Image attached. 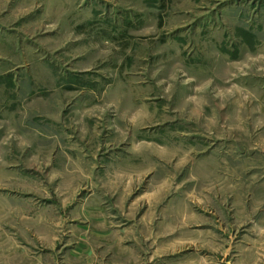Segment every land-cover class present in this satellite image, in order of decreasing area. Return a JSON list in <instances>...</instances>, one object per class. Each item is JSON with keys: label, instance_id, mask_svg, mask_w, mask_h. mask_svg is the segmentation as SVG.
I'll return each mask as SVG.
<instances>
[{"label": "rangeland", "instance_id": "obj_1", "mask_svg": "<svg viewBox=\"0 0 264 264\" xmlns=\"http://www.w3.org/2000/svg\"><path fill=\"white\" fill-rule=\"evenodd\" d=\"M0 264H264V0H0Z\"/></svg>", "mask_w": 264, "mask_h": 264}]
</instances>
